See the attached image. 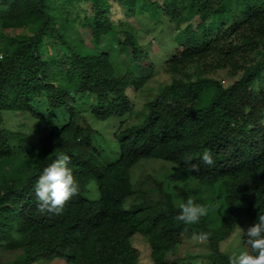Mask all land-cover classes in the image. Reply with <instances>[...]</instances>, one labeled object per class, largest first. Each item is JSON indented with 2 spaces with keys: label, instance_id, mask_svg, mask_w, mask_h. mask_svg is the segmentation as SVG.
<instances>
[{
  "label": "trees",
  "instance_id": "obj_1",
  "mask_svg": "<svg viewBox=\"0 0 264 264\" xmlns=\"http://www.w3.org/2000/svg\"><path fill=\"white\" fill-rule=\"evenodd\" d=\"M67 1L0 0L4 26L30 30L6 37L0 57V248L13 252L0 264H139L136 235L150 247L149 264H198L181 242L184 234L199 233L207 234L205 261L228 264L221 243L236 225L246 229L264 214V0H89L83 24L93 51L81 34L72 41L70 31L56 27L53 11ZM178 3L189 21L177 19ZM113 8L141 13L154 24L165 15L179 29L163 48L171 79L140 105L158 62L133 31L117 37L119 46L131 49L126 60L99 51L103 37L118 31ZM148 23L141 21V28ZM47 41L60 47L51 58ZM216 68H227L233 80L223 85L206 76ZM85 110L98 120L122 118L113 132L115 159H103ZM17 112L52 126L33 141L18 125H5V114ZM53 117L62 121L52 124ZM205 148L214 156L212 166L200 160ZM59 154L70 157L78 191L62 213H41L33 185ZM185 156L196 170L185 165ZM148 158L183 168L197 183L192 198L211 205L209 213L185 225L174 217L176 202L191 196L186 188L177 186L174 194L157 182L156 198L136 189L132 168ZM93 181L96 198L88 195ZM137 192L140 200L128 204Z\"/></svg>",
  "mask_w": 264,
  "mask_h": 264
},
{
  "label": "rangeland",
  "instance_id": "obj_2",
  "mask_svg": "<svg viewBox=\"0 0 264 264\" xmlns=\"http://www.w3.org/2000/svg\"><path fill=\"white\" fill-rule=\"evenodd\" d=\"M178 4L179 13L176 15L177 19H180L181 22L189 21L191 15L187 10L181 8L182 4ZM197 10L198 8L194 10L195 13L197 12ZM90 14L91 10L89 0H71L59 3L53 11L56 27H58L61 31L65 29L68 32L70 31L71 35L69 37L72 41L81 34L86 39L85 45L88 50L93 51V43L89 39L87 27L83 24L84 18L86 16H89ZM2 16L3 11L0 7V57L2 54H6V37L30 32L29 26H4ZM167 17L168 16L163 15L162 20L154 24L155 22L153 20H142L143 14L141 13L127 15L122 9L113 8L112 18L116 22V24H118L117 34L116 36L106 35L101 40V43H98L99 51L108 52L109 55L114 54L116 60H126V54H130L131 49L129 46H119L117 43V37H123L125 31L138 32L137 37L143 51L148 53V57L152 62H158L157 69L159 73L155 74L150 82L144 87L145 91L139 98V105L140 102H142L146 98V96L148 98L151 94L155 93L158 90L161 84H163L164 82H168L171 79L170 72H167L165 68L167 63L166 55L169 52L164 51L163 48L165 42L170 44L172 43V38L179 29L176 26L175 21H168ZM213 20L214 18H211V21ZM141 21L147 23L149 22L148 24H146V28H141ZM49 45L52 46L53 50L51 48H48ZM44 47L46 51V57L50 58L60 48L58 44H55L53 42H48V44H46ZM160 53L161 55L159 56ZM159 57H161V60H159ZM145 63V65H147V62ZM188 71L193 73L194 69L190 68ZM199 74L201 75L200 72ZM185 76L186 75L182 76V78L186 79L187 77ZM206 76H210L222 81L223 85H228L234 78V76L230 75V72L227 68H216L215 70H210L208 71ZM130 91V93L133 92L132 90ZM212 92L213 87L210 86L209 91L206 92L207 96L205 101H208L210 99ZM84 114H86V117L92 123L93 127L98 130V134L94 135L93 141L94 144L98 147L99 151L102 153L103 159L105 161H111L115 159L119 154V147L113 136V132L118 127V124L120 123L122 118L118 119L116 117H113L109 120L104 121L93 118L88 110H85ZM58 121L62 120L59 117H53L52 119H50V122L52 124H56ZM4 123L8 127L18 125L24 133L33 137L31 138L33 141L34 139L39 137L38 135H43L48 130H50V127L52 126L51 124L41 123L39 121L37 122V120L32 116L29 117L19 112H17V114L6 113L4 116ZM131 178L136 189L141 188L146 191L147 196L150 195L155 198L160 195V187L157 185V182L162 183V188L165 191L172 192L174 194H177V186L186 188L191 197L194 193L197 192V183L194 182L186 174L183 168L176 167V165H174L173 163L164 161L162 159L148 158L141 160L132 168ZM88 187L90 189L88 193L89 197H98V188L96 182H91ZM139 193L140 192H137V194L131 197L128 200V204L134 201L138 202L140 200ZM212 215L215 216L214 213H212ZM132 242L140 252L139 264H149L151 262L150 247L146 239L143 236L136 235L132 238ZM221 247L224 251L229 250V253H231L232 251L238 252L239 250L248 251V246L242 239V232L239 234V237H237L235 228L230 236L226 239V241L224 240L223 244L221 243ZM181 248L185 253L191 255L190 257L192 258V260L190 262H196L198 264H212L205 261L204 257L201 256V254L209 252L210 249L205 241L199 239V237H188L184 234L181 242ZM9 259H13V252L10 253L0 248V262L4 263ZM38 264L58 263L43 261Z\"/></svg>",
  "mask_w": 264,
  "mask_h": 264
},
{
  "label": "clouds",
  "instance_id": "obj_3",
  "mask_svg": "<svg viewBox=\"0 0 264 264\" xmlns=\"http://www.w3.org/2000/svg\"><path fill=\"white\" fill-rule=\"evenodd\" d=\"M183 159L185 165L191 164L190 170H196L197 166L191 163L190 156H185ZM200 160L208 166L215 163L212 152L207 148L200 155ZM70 164L71 159L68 155L59 154L37 177L33 189L41 213H62L65 203L77 193L78 181L73 176ZM176 207L179 211L174 219L185 225L198 223L211 209V205L198 203L191 196L184 201H177ZM241 232L246 237L245 243L250 245L252 251H232L227 256L228 264H264V214L258 215L256 221L246 229L236 225L237 237ZM206 235L199 233L198 237L203 240L206 239Z\"/></svg>",
  "mask_w": 264,
  "mask_h": 264
}]
</instances>
